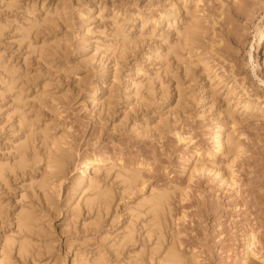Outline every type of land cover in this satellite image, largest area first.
<instances>
[{
  "label": "rangeland",
  "instance_id": "1",
  "mask_svg": "<svg viewBox=\"0 0 264 264\" xmlns=\"http://www.w3.org/2000/svg\"><path fill=\"white\" fill-rule=\"evenodd\" d=\"M263 34L264 0H0V264H167L171 242L183 264H239L250 230L263 246Z\"/></svg>",
  "mask_w": 264,
  "mask_h": 264
},
{
  "label": "bare ground",
  "instance_id": "2",
  "mask_svg": "<svg viewBox=\"0 0 264 264\" xmlns=\"http://www.w3.org/2000/svg\"><path fill=\"white\" fill-rule=\"evenodd\" d=\"M196 37H197V31H195L194 28L185 30V35H184L185 41H192V40L196 39ZM261 39L263 42L264 41V34H263ZM256 49H257L258 55H260L259 46H257ZM256 66L258 68L261 67L260 59H258V58H256ZM205 70H207V69H205ZM258 80L261 84H264V80H261V79H258ZM210 81L214 82V78H210ZM219 83H220V80H218V82L216 84H219ZM229 90L227 91V93H229ZM239 102H241V101H237L236 105H238ZM242 107H243V109L248 108L246 101L243 102ZM215 144H216L215 147L217 148V150H221V149L227 150L228 148L230 149L232 146V145L230 146L231 140H230L229 135L228 134H221V129L217 130ZM22 145H25V144H22ZM22 145H20L18 147V152H19L18 155L20 156V158H18L19 159L18 163L20 165H24L25 161H26L25 160L26 158L24 155V151L26 148H25V146H22ZM25 154H26V152H25ZM48 165H49V168L59 169L62 166V159H56L55 157H50L48 159ZM125 172H127V174L125 177L126 179H124V181H126L127 179L129 182L134 181V179L136 180L135 172H132L131 170H125ZM128 181H126V182L128 183ZM223 182L226 185H228L229 187H234V184H235L233 177H231V176L228 179H224ZM167 193L168 192L166 190L155 192V194L152 195L151 199L148 202V205H149L148 210L151 211L150 213L153 214L155 219H158L159 217H161V215L163 214V211L165 210V208H167V206H166L167 200H168ZM100 194H101L100 197L103 198V195L105 193L103 192V194L102 193H100ZM260 196H258V197L260 198ZM260 199H262V198H260ZM263 200H264V198H263ZM0 212H1V206H0ZM34 220H35L34 216H32L29 211H20V213L18 215V219H17L18 227L21 229H24L26 231H30L35 224L36 220L35 221ZM239 236H240V241L243 245V247L240 249V251L242 252L241 253L242 258L240 259L239 264H248L250 261H255V262H258L259 264H264V244H263V246H261L260 243H258L259 241L257 240L256 232H254L253 230H250L247 232H241L239 234ZM24 240L21 243H19V245H18L19 247H18V251H17V252H20L22 254L25 253V251L27 250V247H28L27 246V244H28L27 240H25V241ZM171 243H170L169 247L166 248L167 250H166V253L164 255V256H166V257H164L165 261L167 262V264H183V260L185 262V259H182L183 257H181V255L178 253L174 243L173 242H171ZM259 245L261 247H263L262 248L263 250L260 248ZM7 256H5V257H7ZM8 257H7V259L5 258L4 264H10V262H8V259H9ZM189 260L190 259L188 257V261ZM191 262H192V260H191ZM98 263L99 262L97 261L95 264H98Z\"/></svg>",
  "mask_w": 264,
  "mask_h": 264
}]
</instances>
